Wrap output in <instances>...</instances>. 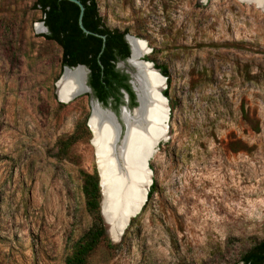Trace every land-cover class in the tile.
Here are the masks:
<instances>
[{
  "label": "rangeland",
  "instance_id": "1",
  "mask_svg": "<svg viewBox=\"0 0 264 264\" xmlns=\"http://www.w3.org/2000/svg\"><path fill=\"white\" fill-rule=\"evenodd\" d=\"M95 2L107 27L143 40L144 56L166 65L169 110L148 161L152 196L119 237L109 223L119 246L100 244L89 264H242L264 240V9ZM42 17L34 0H0V264H62L90 225L78 171L96 167L90 130L69 159L53 153L59 137L87 125L95 100L58 99L61 49L41 36Z\"/></svg>",
  "mask_w": 264,
  "mask_h": 264
},
{
  "label": "trees",
  "instance_id": "2",
  "mask_svg": "<svg viewBox=\"0 0 264 264\" xmlns=\"http://www.w3.org/2000/svg\"><path fill=\"white\" fill-rule=\"evenodd\" d=\"M83 6L82 24L90 32L103 35L104 40L94 34L84 33L78 25L79 8L68 0H34V6L42 12V20L48 28L41 34L46 40L53 41L61 49L60 67L83 64L89 69L88 85L95 97L105 106L107 99L114 96L117 100L118 88L123 87L130 97V105L134 106V96L127 81V75L114 69L117 59L129 55V47L124 39L125 33L107 27L101 16L95 0H79ZM153 62L154 67L166 77L169 82V72L164 64L145 57ZM163 94L167 97L166 89ZM90 135L86 125V117L78 122L74 130L59 137L55 143L53 156L57 159H69L72 146ZM79 191L83 198L84 210L90 217L88 229L73 243L65 255L62 264H89V258L100 244L108 248H117L109 238L106 225L100 214L99 177L95 166L91 171L79 169ZM154 192V183L147 191V198ZM135 218H131V226ZM242 264H264V240L252 244L241 256Z\"/></svg>",
  "mask_w": 264,
  "mask_h": 264
},
{
  "label": "water",
  "instance_id": "3",
  "mask_svg": "<svg viewBox=\"0 0 264 264\" xmlns=\"http://www.w3.org/2000/svg\"><path fill=\"white\" fill-rule=\"evenodd\" d=\"M75 4H77L79 8V14H78V25L81 28V30L86 34H94L99 37H101L104 40L103 35H99L93 32H90L87 30L83 24H82V14L84 10L83 4L79 0H68ZM242 1V0H239ZM41 26L44 28L43 22L40 23ZM128 34L124 35V38L129 45L130 54L128 58L131 56V47L130 43L128 41ZM147 48V47H146ZM150 50H145L144 53H141L137 57V63L139 64H130L127 62L128 58L126 59V63L129 67L128 70L125 71L129 75V83L131 85L132 90L135 93V101L137 102V105L129 110L126 106H122L120 108V115L119 119L115 115L113 111L110 109L103 107L97 100H95V104L97 108L99 109V112L102 113L108 122L103 123L98 129L94 127V124L92 126L91 121L93 120V114L90 112L88 119H87V126L91 132V139L90 143L94 150L95 155V162H96V169L98 172L99 177V187H100V214L102 216V219L106 225V231L109 232L110 224L108 221L105 220L102 212V179H101V173L100 168L104 169L105 171V177L106 182L108 185V197H109V204L108 208L110 209V212L112 213V216L119 217V227L122 228V233L124 229L127 227V225L130 222V219L136 216L142 207H140V210H136L135 208H130L131 198L133 194V190L137 188V181H136V171L133 170V165L130 162L129 159V140H128V133L130 135L132 127H136L139 130L147 131L149 129V123H152V113L151 110L148 108L147 112L144 117H135V113L137 110H140V107L144 105L145 102L148 103L147 98L149 96L146 95V93L149 94H158L160 98H163L165 101V112H166V119H168V110L169 107L167 105V98L163 95L162 90L166 86V77L160 74L158 70H156L153 67V63L150 61L143 60L142 57L144 54L148 53ZM77 68L86 69V83H87V74L89 72V69L83 65V64H77L76 66L68 67L63 66V71L57 80L56 87L59 83V81L62 79L63 75L66 71H75ZM153 73L158 76H160L163 79V87L158 88L157 84L151 85L149 82L147 83V79L141 78V88L139 85H137V78L136 75L139 77V74H148ZM144 77V74L142 75ZM157 76H155L156 78ZM157 79V78H156ZM87 88V92L91 93V89L88 86V84L85 86ZM138 89L140 91H138ZM56 89V94H57ZM82 91H77L75 94L70 96L71 98H74L76 95L81 94ZM58 97V94H57ZM60 100V98L58 97ZM93 99V98H91ZM159 100V99H158ZM62 101V100H60ZM151 101V100H150ZM95 122V121H94ZM123 129V131H122ZM98 142L100 144L98 145ZM146 168L150 172L149 176V185L151 184V169L148 166V162H146ZM149 189V186L147 187L145 191L144 201L146 199L147 191ZM144 202H142L143 206Z\"/></svg>",
  "mask_w": 264,
  "mask_h": 264
},
{
  "label": "bare ground",
  "instance_id": "4",
  "mask_svg": "<svg viewBox=\"0 0 264 264\" xmlns=\"http://www.w3.org/2000/svg\"><path fill=\"white\" fill-rule=\"evenodd\" d=\"M242 2L247 3H254L257 7L264 9V0H242ZM41 24H36V27L39 28ZM42 27V26H41ZM43 28V27H42ZM44 29V28H43ZM128 41L131 47V56L128 58L127 62L130 64H139L137 63V57L144 53L146 48V44L143 40L135 38L133 36L127 35ZM131 60V61H129ZM144 74V77L142 76ZM142 75L139 74L140 79L136 75L137 78V85L141 88V78L147 79V83L149 82L151 85L157 84L158 88L163 87V79L153 73ZM155 76H157L155 78ZM57 83V82H56ZM86 83V69L77 68L75 71H66L63 75L62 79L58 83V97L63 102H67L70 99V96L75 94L77 91H82V93H87V88L85 87ZM138 91H140L138 89ZM81 93V94H82ZM80 95V94H79ZM147 102L144 103L143 106L140 107V110H137L135 113V117H144L145 113L147 112L148 108L151 110L152 113V123H149V129L147 131L139 130L136 127H132L130 135L128 133V140L129 144V159L133 165V170L136 171V181H137V188L133 190L130 208H135L137 211L140 210L142 207V202H144L145 191L149 185V176L150 172L146 168V162L154 155L156 146L160 140H162L167 131V119H166V112H165V101L163 98H160L159 95L156 93L149 94L146 93ZM78 96V95H76ZM75 96V97H76ZM74 97V98H75ZM159 99V100H158ZM151 100V101H150ZM91 112L93 114V120L91 121L92 126L94 124L95 128H99L103 123L108 122L106 117L99 112L95 101L91 104ZM107 124V123H106ZM100 142H98V145ZM101 179H102V200L103 194L105 195V206L103 210V216L106 221L111 224L113 227L114 232L119 237L122 228L119 227V217L112 216L110 209L108 208L109 204V197H108V185L106 182L105 171L104 169L100 168ZM107 209V210H106ZM115 235V234H114Z\"/></svg>",
  "mask_w": 264,
  "mask_h": 264
},
{
  "label": "flooded vegetation",
  "instance_id": "5",
  "mask_svg": "<svg viewBox=\"0 0 264 264\" xmlns=\"http://www.w3.org/2000/svg\"><path fill=\"white\" fill-rule=\"evenodd\" d=\"M41 22H43V20L41 21ZM43 25H44V30L43 31H46V32H44V33H47L48 32V28H47V26L44 24V22H43ZM125 39V38H124ZM126 41V40H125ZM128 47H129V45H128ZM129 54H130V49H129ZM129 56V55H128ZM128 56L127 57H125L124 59H117L115 62H114V69L115 70H117L119 73H123V74H125V75H127V83L129 84V87H130V89H131V91H132V93H133V96H134V102H135V105L134 106H131L130 105V97H129V93L123 88V87H120V88H118V95L116 94V96L118 97V99L116 100L115 99V97L114 96H110L108 99H107V105H103L98 99H97V97H95V95H94V93H93V91H92V89H91V87H90V89H91V98H93V99H95V100H97L103 107H106V108H108V109H110L111 111H113L114 113H115V115L117 116V118L119 119V115H120V108L122 107V106H126L129 110H131L132 108H134L136 105H137V102L135 101V93H134V91L132 90V88H131V85H130V83H129V75L127 74V73H125V71H122V70H120L118 67H117V65H118V62H120V61H124L125 60V62H126V59L128 58ZM145 57L146 56H143L142 57V59L143 60H146V61H150V60H147V59H145ZM129 61H131V60H129ZM150 62H152V61H150ZM153 63V62H152ZM153 67H154V65H153ZM155 68V67H154ZM156 69V68H155ZM157 70V69H156ZM88 74H89V72H88ZM88 74H87V84H88ZM161 74V73H160ZM165 89V88H164ZM163 89V90H164ZM163 90H162V93H163ZM164 95V94H163ZM165 96V95H164ZM166 97V96H165ZM167 98V97H166ZM167 102H168V99H167ZM120 120V119H119ZM122 131H123V129H122Z\"/></svg>",
  "mask_w": 264,
  "mask_h": 264
}]
</instances>
